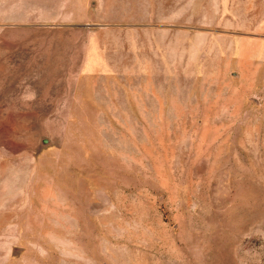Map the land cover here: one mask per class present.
<instances>
[{"label": "rangeland", "instance_id": "rangeland-1", "mask_svg": "<svg viewBox=\"0 0 264 264\" xmlns=\"http://www.w3.org/2000/svg\"><path fill=\"white\" fill-rule=\"evenodd\" d=\"M0 264H264V0H0Z\"/></svg>", "mask_w": 264, "mask_h": 264}, {"label": "water", "instance_id": "water-1", "mask_svg": "<svg viewBox=\"0 0 264 264\" xmlns=\"http://www.w3.org/2000/svg\"><path fill=\"white\" fill-rule=\"evenodd\" d=\"M47 143H48L47 140H44V141L42 142L43 145H46Z\"/></svg>", "mask_w": 264, "mask_h": 264}]
</instances>
